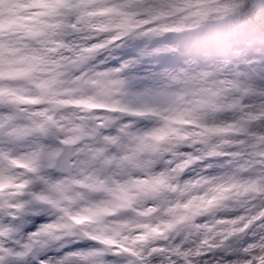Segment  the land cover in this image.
Masks as SVG:
<instances>
[{
	"label": "clouds",
	"instance_id": "1",
	"mask_svg": "<svg viewBox=\"0 0 264 264\" xmlns=\"http://www.w3.org/2000/svg\"><path fill=\"white\" fill-rule=\"evenodd\" d=\"M0 264H264V0H0Z\"/></svg>",
	"mask_w": 264,
	"mask_h": 264
}]
</instances>
